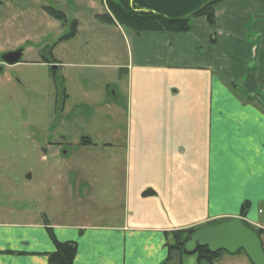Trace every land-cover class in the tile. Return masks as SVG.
Listing matches in <instances>:
<instances>
[{
    "label": "crops",
    "instance_id": "0c3cea01",
    "mask_svg": "<svg viewBox=\"0 0 264 264\" xmlns=\"http://www.w3.org/2000/svg\"><path fill=\"white\" fill-rule=\"evenodd\" d=\"M213 9V25L197 16L186 32H124L125 110L109 106L124 118L123 131H112L122 180L107 184L109 198L115 186L121 195L117 211L109 203L104 216L81 221L66 213L55 223L0 220V264H47L51 236L75 242L72 264H166L174 231L225 213L264 236V21L237 48L264 0Z\"/></svg>",
    "mask_w": 264,
    "mask_h": 264
},
{
    "label": "rangeland",
    "instance_id": "374dc122",
    "mask_svg": "<svg viewBox=\"0 0 264 264\" xmlns=\"http://www.w3.org/2000/svg\"><path fill=\"white\" fill-rule=\"evenodd\" d=\"M46 7L61 12L62 20ZM263 11L251 13L237 36L240 51L255 41L257 29L251 26L264 21ZM107 15L104 0H0V60L8 51L22 50L17 63L0 66V153L12 152L0 156V220L25 214L55 223L66 213L81 221L104 216L109 203L117 211L121 195L115 186L109 198L107 184L122 180L120 141L112 131H123L124 118L109 106L125 110L126 77L117 66L127 60V45L126 28ZM260 210L262 217L264 207ZM172 255L167 264H177ZM234 262L252 264L243 252ZM181 264L197 262L194 255H182Z\"/></svg>",
    "mask_w": 264,
    "mask_h": 264
},
{
    "label": "water",
    "instance_id": "95a60500",
    "mask_svg": "<svg viewBox=\"0 0 264 264\" xmlns=\"http://www.w3.org/2000/svg\"><path fill=\"white\" fill-rule=\"evenodd\" d=\"M218 1L221 0H129V7L136 12H150L168 20H181ZM21 55L22 50L17 49L4 53L1 59L6 64H13ZM51 68L56 69L57 66L52 65ZM245 207L249 208L250 204L247 202ZM199 247H205L210 252L224 250L228 253L242 249L252 264H264V250L260 237L239 217L198 227L182 242L185 254H192Z\"/></svg>",
    "mask_w": 264,
    "mask_h": 264
},
{
    "label": "trees",
    "instance_id": "16d2710c",
    "mask_svg": "<svg viewBox=\"0 0 264 264\" xmlns=\"http://www.w3.org/2000/svg\"><path fill=\"white\" fill-rule=\"evenodd\" d=\"M111 16L107 15L109 21L116 22L118 25L130 29L134 33L143 31H164L168 33L186 32L191 27V20L196 16H203L207 23L214 24L215 15L213 6L215 3L207 5L197 14L181 19L168 20L163 16L150 12H136L129 7V0H104ZM46 11L56 19L62 20V13L54 7H46ZM88 142V138H83ZM194 228L174 231L172 236L173 243L169 244L168 256L173 250L179 249L186 235ZM262 233L263 230H259ZM185 236V237H184ZM54 243V250L47 253V264H72L76 255V244L72 241L59 242L51 236ZM169 257L167 259H169ZM165 264V263H164Z\"/></svg>",
    "mask_w": 264,
    "mask_h": 264
},
{
    "label": "flooded vegetation",
    "instance_id": "af4514ba",
    "mask_svg": "<svg viewBox=\"0 0 264 264\" xmlns=\"http://www.w3.org/2000/svg\"><path fill=\"white\" fill-rule=\"evenodd\" d=\"M17 62H15V63H17ZM1 64L2 65H6V64H3L2 61L0 62V66H1ZM7 65L11 66V65H14V63L13 64H7ZM0 71H2V69H0ZM11 155H12V152L10 154H6V155H5V152H3L2 154L0 153V156L1 157H3V156H11ZM10 166H11V164L8 165V169L6 170V173L8 172L10 174L12 172V169H11ZM246 203L247 202H245V204ZM245 204H244V206H245ZM231 217H234V216H231ZM231 217H227V218H224V219H220V220H217V221H213V222H210L208 224L212 225V224H215V223H219V222H222L224 220H227V219H229ZM236 217H238V216H236ZM256 233L258 235L261 234V233L258 232V230L256 231ZM177 248H179V249L173 250V254L175 256L172 255V258H176L177 264H181V256L182 255H194L197 264H236L234 262L235 255L240 254V252H243L245 254V252L242 249H238L235 253H228V252H226L224 250L210 252L205 247H201V248L199 247V248H197L195 250V252L192 253V254H185L183 252L182 245H181V247H177Z\"/></svg>",
    "mask_w": 264,
    "mask_h": 264
}]
</instances>
